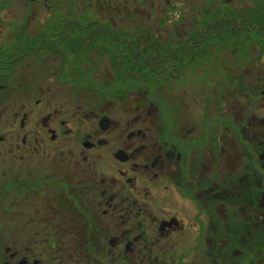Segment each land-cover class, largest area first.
Listing matches in <instances>:
<instances>
[{
  "label": "flooded vegetation",
  "instance_id": "obj_1",
  "mask_svg": "<svg viewBox=\"0 0 264 264\" xmlns=\"http://www.w3.org/2000/svg\"><path fill=\"white\" fill-rule=\"evenodd\" d=\"M244 254L264 255V0H0V264Z\"/></svg>",
  "mask_w": 264,
  "mask_h": 264
},
{
  "label": "rangeland",
  "instance_id": "obj_2",
  "mask_svg": "<svg viewBox=\"0 0 264 264\" xmlns=\"http://www.w3.org/2000/svg\"><path fill=\"white\" fill-rule=\"evenodd\" d=\"M262 257H264V255H261V256L260 255H255V257H254V255L253 256H247V255L244 254V257L240 258L241 263L234 262L233 264H243L245 259L248 260L250 258H253V259L256 258L255 261H254V264H256V262L258 260H260V259L262 260ZM209 262H211V264H232L231 262H229V258H224V257L220 258V257H217V256L210 257ZM261 263H262V261L259 264H261Z\"/></svg>",
  "mask_w": 264,
  "mask_h": 264
}]
</instances>
